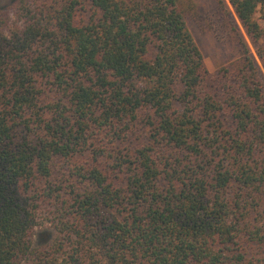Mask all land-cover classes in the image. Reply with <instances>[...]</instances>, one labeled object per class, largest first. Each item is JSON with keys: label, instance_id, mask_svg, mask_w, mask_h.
<instances>
[{"label": "trees", "instance_id": "1", "mask_svg": "<svg viewBox=\"0 0 264 264\" xmlns=\"http://www.w3.org/2000/svg\"><path fill=\"white\" fill-rule=\"evenodd\" d=\"M216 1L214 73L192 0L0 12V264H264V0Z\"/></svg>", "mask_w": 264, "mask_h": 264}, {"label": "rangeland", "instance_id": "2", "mask_svg": "<svg viewBox=\"0 0 264 264\" xmlns=\"http://www.w3.org/2000/svg\"><path fill=\"white\" fill-rule=\"evenodd\" d=\"M16 1L0 0V12L12 14ZM192 1L195 8L187 20L188 27L204 56L208 70L214 73L222 66L231 63L240 56L233 39L235 33L232 29L234 26L231 25V21L229 23V19L227 20L225 14L219 10L216 0ZM231 12L233 13L231 14L232 19L238 23L232 8ZM260 12L264 16V8L260 9ZM238 25V30H242L239 23ZM246 39L257 58L261 74L264 78V65L258 58L250 40L247 37ZM261 45L264 46V39L261 41ZM52 233L49 226L37 228L34 233V245L42 246L46 244L51 238Z\"/></svg>", "mask_w": 264, "mask_h": 264}]
</instances>
